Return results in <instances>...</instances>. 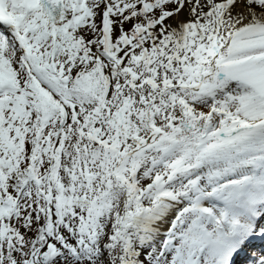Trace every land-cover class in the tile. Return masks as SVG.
<instances>
[{
    "label": "snow or ice",
    "instance_id": "snow-or-ice-1",
    "mask_svg": "<svg viewBox=\"0 0 264 264\" xmlns=\"http://www.w3.org/2000/svg\"><path fill=\"white\" fill-rule=\"evenodd\" d=\"M0 264H264V0H0Z\"/></svg>",
    "mask_w": 264,
    "mask_h": 264
}]
</instances>
